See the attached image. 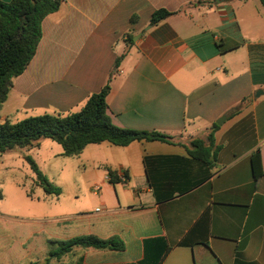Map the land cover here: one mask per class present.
I'll return each mask as SVG.
<instances>
[{"label": "crops", "instance_id": "0c3cea01", "mask_svg": "<svg viewBox=\"0 0 264 264\" xmlns=\"http://www.w3.org/2000/svg\"><path fill=\"white\" fill-rule=\"evenodd\" d=\"M158 10L172 15L153 26ZM109 81L115 126L173 141L87 146L76 157L93 193L91 212L81 204L44 213L33 230L30 216L16 228L0 209V264H264V175L257 180L252 170L259 152L264 172L261 2L62 0L43 21L37 53L14 79L0 123L77 113ZM214 125L209 166L189 151L196 140L210 145ZM85 236L125 247L51 257L47 244L58 251Z\"/></svg>", "mask_w": 264, "mask_h": 264}, {"label": "trees", "instance_id": "16d2710c", "mask_svg": "<svg viewBox=\"0 0 264 264\" xmlns=\"http://www.w3.org/2000/svg\"><path fill=\"white\" fill-rule=\"evenodd\" d=\"M264 7V0H259ZM62 0H12L9 3L0 1V112L7 101L15 78L21 76L33 58L43 37V21L57 12ZM167 10L156 11L151 19L153 26L170 17ZM133 41V37L130 38ZM124 56L119 58L122 60ZM110 82L103 89L90 96L81 111L66 117L40 115L17 123H0V154L23 149L31 151L40 146L43 139H50L63 148L64 157L80 155L87 146L109 142L126 147L135 141L172 142L173 138L159 132H143L123 129L115 126L108 114L107 97L110 93ZM214 125L206 146L200 140L191 143L190 154L209 166L214 164L213 132ZM37 176L38 184L47 194H61L60 188H54L48 178L30 156H25ZM252 170L255 179L264 175L259 152L252 157ZM112 175V183H116ZM2 195L0 193V199ZM59 249L51 253L56 257L71 252L74 248L109 249L122 251L125 247L117 239L102 240L95 236L75 238L58 244Z\"/></svg>", "mask_w": 264, "mask_h": 264}, {"label": "rangeland", "instance_id": "374dc122", "mask_svg": "<svg viewBox=\"0 0 264 264\" xmlns=\"http://www.w3.org/2000/svg\"><path fill=\"white\" fill-rule=\"evenodd\" d=\"M62 154V146L50 139H43L40 148L30 152L15 149L0 154V192L5 199L0 209L15 217L16 228L23 224L18 222V218L24 216L33 218L31 228L35 230L41 227L40 221L36 220H40L44 213L51 215L66 209L76 211L81 204L88 213L91 212L93 199L90 195L93 193L85 179L87 175L82 159ZM25 156L32 157L51 185L62 190L61 196L46 194ZM47 247L57 251L51 244ZM39 257L36 255L33 259Z\"/></svg>", "mask_w": 264, "mask_h": 264}, {"label": "water", "instance_id": "95a60500", "mask_svg": "<svg viewBox=\"0 0 264 264\" xmlns=\"http://www.w3.org/2000/svg\"><path fill=\"white\" fill-rule=\"evenodd\" d=\"M136 39H137V37L135 38V40H136ZM263 93H264V91H259L257 95H261V94H263ZM224 119H226V118H224ZM221 124H222L221 121H218V122H217V125H218V126H220Z\"/></svg>", "mask_w": 264, "mask_h": 264}, {"label": "built area", "instance_id": "2783aa9c", "mask_svg": "<svg viewBox=\"0 0 264 264\" xmlns=\"http://www.w3.org/2000/svg\"><path fill=\"white\" fill-rule=\"evenodd\" d=\"M121 180L122 181H125V177L124 176H121ZM99 189L100 188L98 186H95L94 191L97 192V191H99Z\"/></svg>", "mask_w": 264, "mask_h": 264}]
</instances>
